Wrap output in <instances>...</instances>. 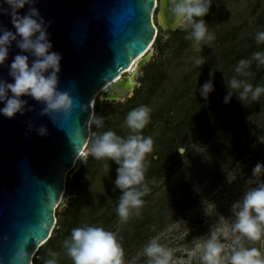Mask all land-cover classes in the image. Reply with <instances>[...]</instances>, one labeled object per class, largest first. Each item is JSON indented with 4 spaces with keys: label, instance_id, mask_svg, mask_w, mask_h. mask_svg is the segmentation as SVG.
Listing matches in <instances>:
<instances>
[{
    "label": "rangeland",
    "instance_id": "374dc122",
    "mask_svg": "<svg viewBox=\"0 0 264 264\" xmlns=\"http://www.w3.org/2000/svg\"><path fill=\"white\" fill-rule=\"evenodd\" d=\"M203 19L215 40L197 52L185 40L186 32L160 26L157 12L159 33L150 56L136 68L134 88L117 100L98 95L95 116L104 117V127L91 125L87 154L67 174V201L56 212L55 243L39 248L33 264H43L49 249L60 253L59 264H71L61 242L85 223L116 234L124 264H148L143 249L153 238L172 251L170 264H202L210 231L217 233L221 255L231 256L239 235L231 230V204L257 186L251 182L252 169L264 163V95L248 106L235 96L224 104L225 80L236 75L239 60L264 51V44L255 40V34L264 31V0H212ZM200 55L206 63L198 68L192 61ZM249 70L252 76L244 79L254 87L264 86V66L253 62ZM211 71L215 91L205 101L198 89ZM141 105L151 109L150 122L142 130L154 141L146 156L150 191L140 215L133 211L128 222L121 223L116 213L120 192L114 190L118 165L107 158L96 160L89 148L95 133L112 130L127 138L124 120ZM178 147L186 149L183 157ZM240 244L264 255V236L258 241L241 237Z\"/></svg>",
    "mask_w": 264,
    "mask_h": 264
},
{
    "label": "clouds",
    "instance_id": "9594fccd",
    "mask_svg": "<svg viewBox=\"0 0 264 264\" xmlns=\"http://www.w3.org/2000/svg\"><path fill=\"white\" fill-rule=\"evenodd\" d=\"M38 0H0V15L10 17L15 31L0 24V67L6 65L9 53L15 45L19 51L7 64L8 80L0 78V116L14 119L17 114L24 115L33 112L27 99L41 105L40 116L53 120L54 114L68 116L73 110L74 100L69 91H60L59 73L61 72L62 56L52 51L53 44L48 31L51 21H46L36 7ZM28 5L26 14L21 15V9ZM212 7V0H168V14L173 26L186 32L185 40L191 41L192 48L202 51V46H208L215 40V35L209 30L205 18ZM256 43L264 44V31L255 34ZM264 66V51H257L249 59H241L234 68L231 79L225 80L226 94L224 104H229L233 96L243 106L256 102L264 95V86H253L244 77H251L249 70L252 63ZM194 66L201 68L206 63L204 56L193 59ZM210 79L198 91L207 101L215 91V85L210 72ZM84 111V107H82ZM151 109L138 106L129 111L124 126L130 134L127 138L118 136L114 131L107 130L93 135L89 154L96 160L107 158L114 162L116 179L114 190H119V202L116 213L121 223H127L130 215H140L144 204L143 197L150 191L145 183L147 168L146 156L153 151L154 141L151 137L142 135V130L149 124ZM103 116H93L89 123L96 129L104 127ZM29 131L35 130L39 136H47V128L43 125L33 128L28 122ZM183 157L186 149H176ZM252 181L256 187L247 190L241 199L231 204V213L235 217L232 224L233 234L239 235L233 241L236 245L230 257H223L222 244L217 233L210 231L209 238L203 245L202 264H264V255L256 248H245L240 244L241 237L258 241L264 236V163H257L252 169ZM223 219V217H221ZM64 255L71 264H124V250L115 233L103 227L82 224L71 230L69 236L61 242ZM143 254L148 258V264H170L172 251L151 239L144 247ZM60 253L51 249L43 259V264H59ZM29 258L26 246L22 247L13 257L12 264H25Z\"/></svg>",
    "mask_w": 264,
    "mask_h": 264
},
{
    "label": "water",
    "instance_id": "95a60500",
    "mask_svg": "<svg viewBox=\"0 0 264 264\" xmlns=\"http://www.w3.org/2000/svg\"><path fill=\"white\" fill-rule=\"evenodd\" d=\"M157 2L160 26L174 30L168 0H38L36 7L51 21L52 51L62 56L59 90L69 91L74 104L68 116L54 114L55 123L40 116L41 105L30 97L22 99L33 112L0 116V264H12L25 246V264H33L35 251L50 239L67 174L90 135L92 100L150 47ZM0 24L15 31L10 17L0 15ZM18 51L13 45L0 67L8 82L7 64ZM29 121L33 128L45 126L48 135L30 132Z\"/></svg>",
    "mask_w": 264,
    "mask_h": 264
},
{
    "label": "bare ground",
    "instance_id": "6f19581e",
    "mask_svg": "<svg viewBox=\"0 0 264 264\" xmlns=\"http://www.w3.org/2000/svg\"><path fill=\"white\" fill-rule=\"evenodd\" d=\"M157 10H158V2H157V7H156V9L154 11L153 20L155 18V15L157 13ZM153 22H154V25L156 27V35H155V38L152 41L150 47L142 55H140L139 57L135 58L132 61V63L129 65V67L127 69H125L124 71H122L118 75V77H116L114 80H112L109 83H107L106 85H104V87L99 91V93L96 95V97L92 100L93 107L92 106L91 107L93 108V111H92L91 117L95 116V110H94V108H95V105H96V98L98 97V95L102 94V97L104 99L117 100V99H120L121 97L125 96L129 91H131L134 88L136 68L139 67L140 65H142L148 59V57L150 56V53L149 52L152 50V47L154 45V42L156 41L157 35L159 33L158 26H156L155 21H153ZM163 28L164 29H167L166 27H163ZM148 53H149V55H147ZM127 73H129V75L126 76V77H124V75L127 74ZM90 127H91V124H90ZM90 138H91V133L89 135V138L87 140V143H86L83 151L80 153V155L76 159L74 166H76V164L78 163V161L82 157H84V155L87 154L86 152H87V148H88V144H89ZM65 194H66V191H64L63 194L61 195L59 204L57 206V209L60 208V207H62L63 205H65V203L67 201V199L65 197ZM57 209H55V212H57ZM55 225H56V220H55ZM55 225H54V227H55ZM52 234H53V230H52L50 236H52ZM36 251H35V254H36Z\"/></svg>",
    "mask_w": 264,
    "mask_h": 264
},
{
    "label": "trees",
    "instance_id": "16d2710c",
    "mask_svg": "<svg viewBox=\"0 0 264 264\" xmlns=\"http://www.w3.org/2000/svg\"><path fill=\"white\" fill-rule=\"evenodd\" d=\"M52 236H53V235H52ZM52 236L50 237V239H49L45 244H48V245L50 244V245H51V244L55 243V237H52ZM43 247H45L44 244L40 247V250H41ZM34 261H35V263L38 262L37 260H34Z\"/></svg>",
    "mask_w": 264,
    "mask_h": 264
}]
</instances>
